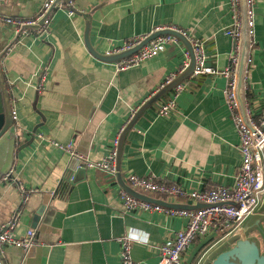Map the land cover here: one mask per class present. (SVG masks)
<instances>
[{"label": "crops", "instance_id": "1", "mask_svg": "<svg viewBox=\"0 0 264 264\" xmlns=\"http://www.w3.org/2000/svg\"><path fill=\"white\" fill-rule=\"evenodd\" d=\"M42 2L0 1L3 80L20 98L15 164L10 178L0 180V227L16 215L18 237L29 228L37 231L34 246L7 247L0 264H121L118 238L128 232L147 236L145 242H134L133 259L157 264V246L183 228L185 218L163 211L127 212L118 177L76 170L77 162L52 140L74 142L93 160L105 157L131 108L181 67L187 49L184 44L171 45L137 66L117 70L116 62L91 52L87 34L95 50L105 55L131 36L175 25L205 40L214 64L225 68L234 46L225 33L234 23L229 0H76L77 13L69 16L54 10L51 31L42 35L33 30L18 35L3 21L7 16L32 17ZM254 10L246 91L250 108L259 116L264 111V0H255ZM44 72L47 79L39 90V75ZM228 80L221 75L188 80L189 89L177 98L179 113L157 115L154 103L136 120L121 158L128 186L130 173L153 174L188 190L234 182L241 139L225 93ZM170 96L168 92L163 99ZM21 185L29 194L26 201ZM136 192L159 203L190 201L170 202L158 193ZM254 215L234 232L196 238L184 253L183 264L212 262L245 237L257 240L264 253V211L259 208ZM258 217L261 220L253 225Z\"/></svg>", "mask_w": 264, "mask_h": 264}, {"label": "built area", "instance_id": "2", "mask_svg": "<svg viewBox=\"0 0 264 264\" xmlns=\"http://www.w3.org/2000/svg\"><path fill=\"white\" fill-rule=\"evenodd\" d=\"M0 1L7 4L10 0ZM254 2L255 0H246L248 32L251 38V44L255 27ZM229 5L233 11L234 23L231 27L226 28L225 33L234 39V46L230 65L225 68H219L214 64V57L209 56L207 42L205 40L193 36L184 28L169 24L156 26L151 32L146 34L131 36L121 44L106 51L107 55H113L132 50L154 32L166 29L179 32L190 42L195 57L194 70L187 79L174 84L172 90L169 91L171 92L169 98H162L155 102L156 114L160 116H171L179 113L177 98L182 92L189 89L188 80L199 79L203 75H221L229 79L225 93L229 107L232 110L235 126L241 139L240 144L237 146L241 154V163L234 182L228 185L220 184L210 189L188 190L180 184L169 183L166 180L159 179L153 174L145 176L130 173L127 177V182L132 189L164 195L170 202L191 200L193 203L210 204L209 206L195 209L165 206L159 202L137 197L124 187L120 188V198L127 212H140L144 210L163 211L171 215H181L185 218L183 228L165 238L157 246L159 256L157 264H183V255L190 249L196 238L206 237L214 233L234 232L247 219L258 212L263 200L264 111L259 116L255 115L249 106L246 96V114L249 123L246 122L241 113L237 95V69L244 26L243 0H229ZM56 9L65 11L69 16H74L77 13L76 0H43L34 16L27 18L7 16L3 18V21L13 26L18 35L26 34L31 30L40 35L48 34L51 31L53 13ZM37 25L38 27L33 28ZM183 44L182 40L175 35H159L150 40L131 56L124 57L117 61V70H124L137 66L161 52H166L171 45L182 46ZM184 55L185 58L181 67L177 71L170 73L142 104L131 108L128 119L121 124L118 134L111 141L109 153L105 157L99 160H93L80 152L74 142L62 144L52 140V143L61 150L67 152L70 157L77 162L76 170H100L117 177V160L121 135L140 107L160 90L175 82V80L187 69L191 62V52L188 48L185 50ZM39 76L38 88L40 90L45 86L47 73L44 72ZM8 93L10 113L13 120H17L19 115L18 101L20 98L12 88H9ZM39 137L44 138L45 135L39 134ZM10 175L11 172L6 174L1 180L7 181ZM72 178L73 177H71V179ZM20 189L23 193L24 201H26L29 194L22 185ZM17 221V216L13 215L8 222L0 227V255L2 257H4L5 249L9 246L28 250L36 244L37 231L35 228H29L23 237H18L15 234ZM146 240L147 236H136L134 232H128L120 236L118 241L122 248L121 264H138L131 255V249L134 242H145Z\"/></svg>", "mask_w": 264, "mask_h": 264}, {"label": "water", "instance_id": "3", "mask_svg": "<svg viewBox=\"0 0 264 264\" xmlns=\"http://www.w3.org/2000/svg\"><path fill=\"white\" fill-rule=\"evenodd\" d=\"M243 35H242V43H241V52L239 58V64L237 69V95L240 103L241 113L249 123L246 114V74L247 68L249 64V57H250V48H251V38L248 32V21H247V3L246 0H243ZM38 27L35 26L33 28ZM163 34H172L178 37L182 42L186 45L188 50L191 52V62L187 69L178 77L175 82L168 85L164 89L160 90L154 96H152L147 102H145L140 109L137 111L136 115L132 119V121L128 124L125 131L123 132L120 144H119V151H118V160H117V167H118V181L122 187L126 190L130 191L132 194L136 195L137 197L151 200L157 202L149 197H146L136 190L132 189L130 186L126 184L123 180L121 174V158H122V151L124 146V141L126 138L127 133L133 128L136 123V120L144 114L157 100L162 99L171 88H173L174 84L180 81L187 79L193 72L195 67V57L193 54V48L190 42L179 32L166 29L154 32L150 36H148L140 45L133 48L132 50H128L119 54L113 55H103L100 54L95 50L93 45L91 44L89 34L86 35L85 40L88 48L91 52L97 56H100L102 59L110 60L117 62L124 57H129L142 48L145 44H147L150 40L154 39L155 37ZM4 53L0 54V180L9 172H11L16 158V149H17V125L15 120H13L11 113H10V104H9V93L5 78L3 80L4 71L2 67V60L4 57ZM165 206H170L174 208H188V209H195L209 206L210 204L206 203H196L193 204V201H189L188 204H177V203H168L165 201L161 202ZM260 210L264 211V196L260 206ZM257 215H253L251 218H254ZM261 216V214H260ZM259 216V217H260ZM256 218L253 222L258 223L261 218ZM252 224L248 225L251 226ZM1 257V256H0ZM2 258V257H1ZM4 257L2 258V261ZM212 262H208L207 264H264V253L261 252V248L257 240L253 238H242L237 241V243L230 249L220 252L215 258H211Z\"/></svg>", "mask_w": 264, "mask_h": 264}, {"label": "trees", "instance_id": "4", "mask_svg": "<svg viewBox=\"0 0 264 264\" xmlns=\"http://www.w3.org/2000/svg\"><path fill=\"white\" fill-rule=\"evenodd\" d=\"M170 90H172V88ZM246 96H247V100H248V103H249V106H250V93H249L248 89H247V92H246Z\"/></svg>", "mask_w": 264, "mask_h": 264}, {"label": "rangeland", "instance_id": "5", "mask_svg": "<svg viewBox=\"0 0 264 264\" xmlns=\"http://www.w3.org/2000/svg\"><path fill=\"white\" fill-rule=\"evenodd\" d=\"M75 164H76V163L74 162L73 165L75 166Z\"/></svg>", "mask_w": 264, "mask_h": 264}]
</instances>
